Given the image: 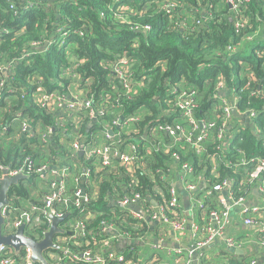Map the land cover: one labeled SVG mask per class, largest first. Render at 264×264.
Segmentation results:
<instances>
[{"label":"trees","instance_id":"obj_1","mask_svg":"<svg viewBox=\"0 0 264 264\" xmlns=\"http://www.w3.org/2000/svg\"><path fill=\"white\" fill-rule=\"evenodd\" d=\"M172 3V12L167 13L160 0H0L3 29L0 81H6V76L11 75L8 84L17 90L13 96L19 99L11 104L10 112L5 110V115H1L3 110L0 111V120L12 122L13 112L21 108L23 116L32 119L34 127L37 123L54 126L49 145L59 144L62 132L57 128L61 124L71 128L73 122L37 107L32 93L41 85L49 91L68 94V86L76 85L82 91L81 99H92V108L106 113L98 115L94 122L89 109L82 110L78 126L85 148L114 140L119 142L120 150L125 151L130 143L137 146L136 158L130 165L115 156L105 165L98 156L73 154L76 160L70 166L71 174L74 178H81L83 174L86 191H91L90 183L96 181L98 194L85 206L86 210L94 211L85 222V237H71L67 231L63 248L56 251L57 263L100 264L74 260L73 255L86 250L96 254L95 248L100 249L107 237L102 229L108 224H117L122 230L139 236L142 231L135 229L133 217L122 206L111 205V199L120 201L138 193L147 206L154 198L158 205L170 208L173 186L165 175L169 172L170 176L172 167L187 172L188 177L204 176L205 187L200 198L204 200L201 199L202 209L207 214L212 210L224 211L212 192L216 183L230 179L234 199L245 200L253 195L255 188L264 185V174L252 179L250 174L255 165L242 163L264 156V0H249L239 10L225 0H173ZM198 8L205 9L206 16H201ZM238 14L247 19L242 27H236ZM133 25L151 27L136 29ZM120 57L129 61L130 88L119 79L110 80L111 66ZM5 66H10L11 71L4 73ZM220 83L223 90L239 95L238 110L256 112L251 126L236 117L227 119L222 139L217 137L219 126L225 120L218 107L222 96ZM175 87L179 93L195 91L196 117L215 122L201 152L186 140H180L174 147L159 148L158 138L165 133H151L153 126L165 122L189 127L175 106L176 95L172 92ZM252 89L261 91L252 95ZM6 105L3 102L0 106L6 109ZM130 116L139 119L129 124L135 129L132 133H127V125L113 123ZM19 125V121L13 120L9 133L0 141V173L1 165L13 166L26 155L41 163L35 153L38 149L32 144L36 139L30 142L27 138H17ZM104 128L105 136H100L98 132ZM107 129L114 131L112 139L106 137ZM9 134L12 136L5 139ZM67 154V149L63 150L62 158ZM37 178L33 174L20 180L18 185L10 187L8 197L21 203L18 198L28 195L25 183ZM46 186L50 191L48 183ZM62 209L64 215L69 213L67 219L81 214L72 204ZM174 217L184 218L179 209ZM258 219L264 221V215ZM206 221L205 218L198 224L203 227ZM48 227L46 222L35 230L27 229L26 233L40 240ZM259 233L257 238L262 240V246L257 254H239L218 242L199 253L200 264H248L258 260L264 252V234ZM140 253L141 249L137 248L125 252L127 262L109 257L108 253L104 255V264H128L129 261L156 264L152 256L147 258Z\"/></svg>","mask_w":264,"mask_h":264},{"label":"built area","instance_id":"obj_2","mask_svg":"<svg viewBox=\"0 0 264 264\" xmlns=\"http://www.w3.org/2000/svg\"><path fill=\"white\" fill-rule=\"evenodd\" d=\"M172 1L173 0H160V3H163L162 8L165 9L167 13L172 12ZM225 1L229 3L230 6L235 10H239L242 4L248 2L249 0ZM197 11L200 12L201 16H206L207 14L205 9L203 8H198ZM246 21L247 19L245 16L239 15V19L236 22V27H242L246 23ZM132 27L139 29L142 26L133 25ZM150 27V25H145L142 28L150 29ZM1 31H3V29L0 25V33ZM104 64L107 65L106 62H104ZM128 67L129 61L126 57H120L119 59L115 60L111 66L112 71L110 80L115 81L116 79H119L122 81L123 85L126 88H130L132 73ZM2 69L4 70V73H8L11 71L10 66H5ZM67 72L69 74V71ZM6 77V81L4 79L0 81V105L3 102L7 104L6 102L8 100V97L17 94V90L12 86H9L8 84V81L11 79V75ZM219 86L220 90H222L223 83H220ZM260 91L252 89L251 94L254 95L256 93H260ZM68 92L69 93L66 94L58 90L49 91L48 89L40 85L32 93V97L34 104L37 107H41L44 110L53 113L54 115H63L67 120L73 122L72 127L79 128L78 124L80 122V114L85 108L89 109L90 116L95 121L97 120L98 115L106 114L105 110L103 109H97L96 111L92 108V99L83 100L80 98L79 94L73 93L69 90V88ZM172 92L176 95L175 106L177 108L178 114H180L186 120L189 127L186 128L178 123L174 124L165 122L153 126L151 128V133L155 135L159 132H163L171 136V144H176L180 140H186L194 148H196L198 152L203 151L205 149L204 143L208 139L211 129L215 128V122L207 119H199L198 117H196L195 111L198 108V102L196 101L197 94L195 91H183L179 93V90L175 87ZM21 95L22 97H24V92L21 93ZM238 100L239 95H234L232 98H228L226 96L221 97L218 107L219 110L223 113V117L225 120L218 129L217 137L219 139H222L223 133L228 126L227 119H230L233 116V109L236 108L238 110ZM5 107L7 108L3 109V107L0 106V111H11L12 107L10 102ZM166 113H170V111L167 110ZM238 113L243 115V122L248 123L247 126H251V121L255 117L256 112L253 110H245L243 112L238 110ZM25 117L26 116H23V111L21 108H17L13 112L12 122L13 120L19 121L20 132L22 134V136H17V138H27L29 141H32L40 137L43 143H49L54 128H52V126H47L44 131H40L37 127L33 126L32 119L28 120ZM135 120L139 119L135 116H130L127 119H125L124 117L123 119L121 118L118 121L115 120L113 123L126 126ZM12 122L1 120L0 141L2 140L4 135L9 133ZM62 125L65 124H61V126ZM106 134L107 138H113L109 134L108 129L106 130ZM82 138L83 135L80 132L75 135L72 144L75 154L83 150V153H85L87 157L98 156L101 159V162L105 165H109L111 163V158L114 156L120 158L122 163H125L127 165L133 163L136 158L135 152L137 151V146L134 143H130L129 149L125 151L120 150L119 142L116 140L112 141V143L110 144L106 143L103 146L90 145L89 148L86 149L84 144L82 143ZM158 147H161L160 143H158ZM242 163H251L255 165L250 174L252 179L259 177L261 174H264V156H255L250 158L248 161H242ZM1 167H8V174L10 176H16L20 173L29 175L36 174L41 180L45 181L50 186V191L44 196V198L40 202L30 206L28 209H25L24 207L15 203V199H13L12 202L9 199V203L2 209V215L4 217L2 233L4 236L16 233L17 230L21 227H24V233L25 235H28L26 231L29 228L35 230L38 228V225L46 222H48L50 226V224L52 223L51 215L62 217L64 215L62 207H68L72 204L75 206V208L81 210V214L78 217L67 219L63 224V229H65L66 232L68 231L70 235L72 234L71 237H85V222L94 214L93 210H86L85 206L89 204L95 194H93L92 191H86V188L84 187L85 183L83 174L81 178H75L76 186L73 190H70L67 186V178L70 173V167L68 166L59 167L51 164L50 162L38 163L32 155H26L23 159L18 160L17 163H15L13 166L1 165ZM188 188L190 190H193L195 189V185L189 184ZM231 188L232 181L230 179H225L222 182L216 183L212 188V192L216 195L220 204L224 206V211L220 213L219 211L212 210L209 213L208 219L203 227H201L197 223L191 225V231L195 239L197 254L205 251L208 245L216 242H219L230 249L237 250L239 248H242V246L244 248L243 243L237 242L234 238L230 237L226 233L227 224L230 222L231 209L234 206L236 207L238 205H242L245 202V199L243 198L234 199ZM257 189L264 195V185H260ZM170 196V208H167L163 204L158 205L156 208H148L147 216L151 220H158L169 223L175 231L183 235L184 233H187V219L183 217H174V215L176 214V209H179L180 207V201L177 192L173 187H171L170 189ZM142 202L143 199L138 193H136L133 197L125 196L119 201L122 206H127L129 204L135 203L141 204ZM168 209L172 210L168 211ZM263 213L264 196L260 205L252 208L241 209V214L243 217L242 221L247 226L257 227L259 231L264 234V221L258 219L264 215ZM60 238L62 239L61 241H59ZM66 239V235H61L57 237L56 241L63 248L62 243L65 242ZM257 240V243L261 247L262 240L260 238H257ZM105 243L108 244L109 241H106ZM56 254L57 253L54 251L46 252L45 256L49 264H61L57 263L58 259H56ZM31 256L32 251L29 247H22L17 251L12 246L0 244V264H38L31 262ZM109 257L116 258L117 260L122 262H127L125 256L110 254ZM262 257V259H264V252L262 254ZM73 258L74 260L83 259L87 262L97 261L100 264L105 263V258L102 255L95 254L92 250H86L80 254H75L73 255ZM260 263L261 262H259V258L258 260L253 259L252 261L248 262V264Z\"/></svg>","mask_w":264,"mask_h":264},{"label":"crops","instance_id":"obj_3","mask_svg":"<svg viewBox=\"0 0 264 264\" xmlns=\"http://www.w3.org/2000/svg\"><path fill=\"white\" fill-rule=\"evenodd\" d=\"M181 16L183 15L181 14ZM68 88L73 93H77V94L82 93V91L78 89L76 85L74 86L70 85L68 86ZM230 94H231L230 91H226L223 89L220 91V95H222L221 97L230 96ZM234 95L235 93L231 94V96L228 98H232ZM15 100L19 102V99L11 95L8 97L6 103L8 104L10 102L11 104L12 103L14 104ZM3 114L5 115V112H2L1 115ZM232 117H236V116H234L233 114ZM238 119L242 120L243 118H238ZM94 122L96 121L94 120ZM47 126H51V125L43 126L42 123H37L35 125V127H37L40 131H44L45 130L44 127L46 128ZM127 126L129 128L127 132L128 134L135 131V129H133L134 128L133 125H131L130 127L129 125ZM53 127L54 126H52V128ZM57 129H59L62 132V141L60 139L59 144L57 143L55 144L53 142V144L55 145L50 146L49 144L51 138L49 140V143H43L40 137H38L36 138V141L39 140V142L35 141L32 143L33 147H36L38 149L35 150L36 151L35 153L37 154L40 162L42 163L50 162L55 166L70 167L71 164H74V161L76 160L75 155H73L75 154V152L73 150L72 144L75 135L78 132H80L79 131L80 129L77 127L68 128V126L66 125H62V126L60 125ZM111 130L112 129L108 130L109 134L111 136H114L115 133L112 130L113 134H111L110 133ZM53 134L54 133H52V135ZM98 134H100V136L104 134L105 136V128L103 131H99ZM11 136L12 135L9 134V136L6 137L5 139L10 138ZM17 136H22L20 131L18 132ZM170 139H171L170 135L163 134L160 135V138H158L157 142L160 143L161 146L165 145V147H172L171 145H173L174 147L176 144H171ZM105 143L102 142L101 146L105 145ZM65 149H67L68 154L66 157L63 156L62 158L61 154L63 150L65 151ZM77 153L81 155V152H77ZM2 177H3V170L1 169L0 178ZM166 177H168L167 180H169V184H171L177 192L180 201L179 212L182 216H184V218L187 219V233L181 235L180 233L175 231L169 223H165L158 220H151L147 216L148 208H156L158 206V201L154 198L150 199L151 201V205H149L150 207L147 206L145 202H142L141 204L135 203V204H129L127 206H122L119 203V200L112 198L114 200L111 199L112 201L111 205L122 206V208L125 211H127L128 215L133 217V219L136 221L135 229H138L139 231L141 230L142 232L141 234H139V236L135 237L134 236L136 235L135 233L131 234L130 232L122 230L121 228H119L117 224L114 225L108 224L102 229V232L106 233L107 237L104 239L103 245L99 246L100 249L95 248L96 254L102 255L104 258H105L104 255L108 253L109 255L115 254L117 256H125L124 255L125 252H129L137 248V249H141L142 251V253H140L141 255L148 256L147 258L152 256V260H154L156 264H185V263L200 264V259L198 257L199 254L196 253L195 239L192 235L191 225L195 224L196 222L198 224L199 221H203L205 220V218L206 220L208 219L209 213L207 214V211L205 209H202L204 200L200 198V194H202L201 190L205 187L206 180L204 176L188 177L187 172L181 171L176 167H172V170H170V176L168 172L165 175V178ZM194 179L196 180L195 183H190V180H194ZM84 183H86L85 178H84ZM189 184L195 185V189L190 190L188 188ZM67 186L70 190H73L76 186L74 174H71V172L69 173L67 178ZM25 188L27 189L28 195L23 196V198L20 199L18 198V200L21 203L15 201V203L18 202L19 205L21 204V206L24 207L25 209H28L30 206L40 202L44 198V196L48 193L47 190L49 191V187H47L46 183H44L39 177L37 178V180L31 181L30 183H25ZM255 189L258 191L257 188ZM90 190L92 191L93 194H95V196L98 194V183L96 181H92L90 183ZM263 196H264L263 193H260L258 191V194H255L253 191V195L250 196L248 199H246L242 205H238L236 207L234 206L231 209L230 222L227 224L226 233L230 237L234 238L237 242L243 243L244 248L243 246H242L243 249L240 248L243 250V252L239 254H244L247 252L250 253L256 252L255 254H257V252L260 249V245L257 243L258 241L257 235L260 234L259 233L260 231L257 227L247 226L243 223L241 209L252 208L257 205H260L262 203ZM8 199H10V201L12 202V200L15 198L8 197ZM66 220L60 224V227L63 228V224L66 222ZM236 237H239L240 239L237 240ZM61 240L62 239L60 238L59 241ZM106 241H109V243L108 244L105 243ZM206 248L208 249V247ZM209 249H211V247H209ZM48 251L56 252L55 250L52 249L47 250L46 252ZM154 256L156 257L155 259H153ZM262 258L263 257L260 254L259 262H261ZM56 259H58V254H56ZM132 263H133L132 261L128 262V264H132Z\"/></svg>","mask_w":264,"mask_h":264},{"label":"water","instance_id":"obj_4","mask_svg":"<svg viewBox=\"0 0 264 264\" xmlns=\"http://www.w3.org/2000/svg\"><path fill=\"white\" fill-rule=\"evenodd\" d=\"M234 116L238 118H243V115L238 113L236 108L233 109ZM113 134V131H110ZM84 151H81V154ZM3 177L0 178V244H6L15 248V250H20L22 247H29L32 251L31 262L39 264H49L46 259L45 252L47 250H59L62 246L56 241L59 235H64L66 233L65 229L60 227V224L63 223L69 216V213L65 214L62 217H56L51 215L52 223L50 227L44 232L43 238L41 240H35L29 235H25L24 227H21L17 230L16 233L4 236L2 233L4 217L2 215V209L9 203L8 191L13 185H18L20 180L29 178L31 175L20 173L16 176H10L8 174V167H2ZM255 194H258V191L254 190ZM238 253H242V249L236 250ZM264 259H261V262Z\"/></svg>","mask_w":264,"mask_h":264}]
</instances>
